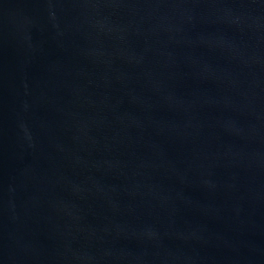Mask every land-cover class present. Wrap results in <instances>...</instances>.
Segmentation results:
<instances>
[{
  "label": "water",
  "instance_id": "obj_1",
  "mask_svg": "<svg viewBox=\"0 0 264 264\" xmlns=\"http://www.w3.org/2000/svg\"><path fill=\"white\" fill-rule=\"evenodd\" d=\"M0 264H264V0H0Z\"/></svg>",
  "mask_w": 264,
  "mask_h": 264
}]
</instances>
